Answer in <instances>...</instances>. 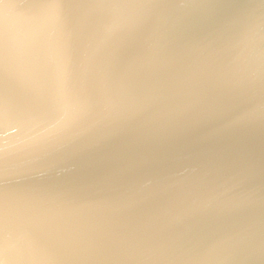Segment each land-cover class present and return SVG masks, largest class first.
Masks as SVG:
<instances>
[{
    "label": "water",
    "instance_id": "1",
    "mask_svg": "<svg viewBox=\"0 0 264 264\" xmlns=\"http://www.w3.org/2000/svg\"><path fill=\"white\" fill-rule=\"evenodd\" d=\"M142 2L153 7L142 23L99 51L121 81L145 66L135 117L26 147L42 129L25 105L69 36L37 15L12 59L0 116L8 264H264V0ZM0 18L15 23L14 0H0ZM71 39L89 56L99 43L85 20Z\"/></svg>",
    "mask_w": 264,
    "mask_h": 264
},
{
    "label": "snow or ice",
    "instance_id": "2",
    "mask_svg": "<svg viewBox=\"0 0 264 264\" xmlns=\"http://www.w3.org/2000/svg\"><path fill=\"white\" fill-rule=\"evenodd\" d=\"M17 20L0 18V116L7 112V87L12 59L29 38L31 22L37 15L52 16L68 40L58 43L52 65L45 71L46 87L35 102L25 105V115L37 117L41 129L26 147L56 148L85 135L113 114L135 117L148 104L141 91L144 65L135 67L126 81L106 71L99 60L100 48L117 33L134 31L153 7L142 0H14ZM87 22V32L99 43L89 56L85 44L71 35ZM94 45L89 43L87 48ZM264 72V51L260 53ZM89 67L85 70V64ZM98 76L103 86L98 84ZM95 122V124H93ZM9 154L0 147V181ZM0 264H8L5 247V213L0 199Z\"/></svg>",
    "mask_w": 264,
    "mask_h": 264
}]
</instances>
